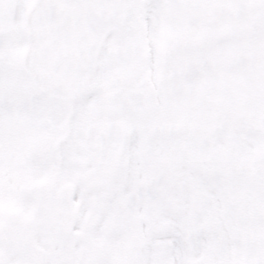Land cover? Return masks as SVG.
<instances>
[{
	"label": "snow or ice",
	"instance_id": "1",
	"mask_svg": "<svg viewBox=\"0 0 264 264\" xmlns=\"http://www.w3.org/2000/svg\"><path fill=\"white\" fill-rule=\"evenodd\" d=\"M0 264H264V0H0Z\"/></svg>",
	"mask_w": 264,
	"mask_h": 264
}]
</instances>
